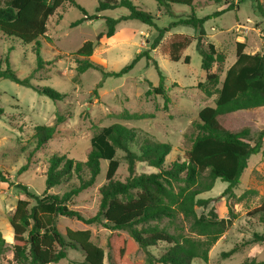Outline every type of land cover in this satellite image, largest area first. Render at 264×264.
<instances>
[{
	"label": "rangeland",
	"instance_id": "1",
	"mask_svg": "<svg viewBox=\"0 0 264 264\" xmlns=\"http://www.w3.org/2000/svg\"><path fill=\"white\" fill-rule=\"evenodd\" d=\"M89 16L96 19H85L84 12L65 4L47 24L46 37L42 43L43 68L38 66L34 44L24 45L6 39L0 34L1 68L10 66L19 78L31 77V83L39 87H50L65 94L62 101H54L40 95L31 88H26L7 79H0V170L8 183H0V231L7 243L13 242V230L9 224L18 200L23 196L17 183L26 185L30 192L41 195L45 190V173L48 160L53 155L65 156L68 159L85 162L91 150V139L102 128L121 124L138 133L148 135L154 141L168 143L172 150L168 155L165 167L173 162L183 163L188 160L193 139L198 131L195 124L199 121V112L214 105L215 96L207 98L196 86L205 81L206 73L202 69V57L196 49L197 33L192 26L179 25L164 34L161 43L150 51L152 43L158 36L155 28L137 20L120 22L116 30L120 32L123 42L115 43L102 38L95 45L91 60L101 65L105 71H120L142 51L149 50L151 57L159 65L165 77L164 85L170 98L168 109L162 96H146L148 82L153 87L159 85V73L153 61L142 58L136 66L121 77H107L96 70L89 69L83 74L77 73L76 51L87 41L96 42L99 33L107 29L106 18L118 19L129 14L125 8L97 12L102 0H76ZM135 5L150 12L156 18L159 28L187 17L191 9L187 6L172 5V16L160 9L155 0H132ZM229 0H195L194 10L199 18L211 16L226 8ZM263 3L264 0H259ZM238 10L225 11L219 16H212L204 24L207 33L206 43H212L219 52L226 56L225 64L213 65L212 72L224 80L226 71L236 60V43L244 42L247 54L262 51L263 18L255 10V0H235ZM160 10V11H159ZM85 19V20H84ZM84 20L80 25L72 24ZM143 32L140 33V31ZM180 33L189 36L190 45L182 52L181 59L174 62L169 58L172 35ZM149 44H146L148 43ZM189 62H185V58ZM9 61V63H7ZM9 64V65H8ZM101 86H98L101 83ZM66 120L57 127L56 137L40 150H35L36 125L53 126L57 113ZM150 115L154 118L127 119L126 115ZM220 124L227 130L237 133L243 129L250 130L252 144L261 140L259 154L251 156L243 172L239 185L227 192L228 183L218 179L214 188L198 198L207 200L205 206L196 207L198 215L208 216L211 211L219 219L231 220L232 224L223 237L209 253L207 263L195 261L193 264H253L264 261V243H251L254 233L264 234L258 217H249L248 213L264 203V107L240 111L219 117ZM120 163L116 179L124 181L128 176V163L125 153L116 155ZM29 162V169L21 175L18 171ZM107 162H102L101 175L91 188L74 197L69 203L71 209H78L88 218L95 216L99 210V188L106 182ZM137 174L158 172L146 163L137 162ZM73 183H77L74 179ZM72 184H64L50 190L52 194L62 195ZM71 185V186H70ZM102 222H105L101 218ZM58 227L66 229H89L93 241L105 251V263H118L117 250L109 247L112 231L103 223L86 224L78 219L58 218ZM129 237L126 231H118ZM236 253L225 258L224 253L234 247ZM164 249L160 245L152 249L158 255ZM12 250L9 249L2 258V264H16ZM135 263L145 264V253L141 250L131 257ZM84 254L80 250L68 249L67 258L57 264H83Z\"/></svg>",
	"mask_w": 264,
	"mask_h": 264
},
{
	"label": "trees",
	"instance_id": "2",
	"mask_svg": "<svg viewBox=\"0 0 264 264\" xmlns=\"http://www.w3.org/2000/svg\"><path fill=\"white\" fill-rule=\"evenodd\" d=\"M160 9L172 16V5L187 6L191 9L187 17L180 18L167 27L159 28L156 18L143 10L132 0H102L97 12L125 8L129 14L118 19L106 18L107 29L96 37V42L87 41L76 51L77 73L83 74L89 69L100 71L104 78L121 77L129 73L144 57L153 61L159 73V85L153 87L148 82L146 96H162L165 109H168L170 98L164 85L159 65L150 55L157 48L164 34L179 25L192 26L196 33V49L202 57V69L206 73L205 81L196 88L210 98L215 96L214 105L203 108L199 121L195 124L198 133L193 139L188 160L183 163L173 162L165 167L172 147L168 143L154 141L148 135L139 136L132 129L121 124L104 127L91 139V150L85 162L68 159L65 156L53 155L48 160L45 173V190L41 195L32 193L23 183H17L23 196L18 200L14 212L9 218L13 230V242L7 243L0 231V264L5 253L11 249L16 264H57L67 258L68 249L80 250L84 254L83 264H104L105 251L92 239L89 229H66L58 227V218H75L86 224L103 223L112 231L109 247L117 250L118 263L141 264L132 261L131 257L141 250L145 253V264H193L195 261L207 263L209 253L223 237L232 224L231 220L219 219L216 212L208 216L198 215L196 207L205 206L207 200L198 198L214 188L220 179L228 183L227 192H231L240 183V178L248 166L251 156L260 153L261 140L252 144L250 130L243 129L233 133L225 129L219 117L240 111L255 110L264 107V21L262 29L263 47L261 52L247 54L244 42L236 43L235 64L226 71L224 80L211 70L214 64H225L226 56L219 52L212 43H206L207 33L204 24L212 16H219L225 11L238 10V3L229 0L226 8L211 16L199 18L194 10L195 0H155ZM245 1V0H241ZM255 10L264 20V2L255 0ZM65 4H71L84 12L85 19L93 20L76 0H0V34L6 39L24 45L34 44L39 68H43L42 43L46 37L49 20ZM84 19V20H85ZM77 21L72 27L80 25ZM126 20H137L157 30L158 36L146 51L139 52L135 58L120 71H105L90 58L95 45L102 38H111L116 33L117 25ZM169 58L174 62L181 59L182 52L190 45V37L184 34H173ZM189 62V58H185ZM9 63V61H7ZM0 79H7L16 84L31 88L40 95L54 101H62L65 94L50 87H39L31 83V77L19 78L15 71L7 66L1 68ZM9 65V64H8ZM102 82L98 86H101ZM3 111L0 109V116ZM127 119L154 118L150 115H126ZM66 120L57 113L53 126L36 125L34 127L36 147L43 148L56 137L57 127ZM264 133H261L260 138ZM125 153L129 176L117 180L116 174L120 163L117 152ZM107 162L106 182L99 188L100 205L95 216L86 218L78 209H71L69 203L83 191L91 188L101 175L102 162ZM137 162H143L158 170L155 173L137 174ZM29 169V162L20 168L18 174ZM76 179L77 183H73ZM0 170V183H8ZM73 185L62 195L52 194L51 189L64 184ZM249 217H258L264 229V203L248 213ZM101 218L105 222H102ZM118 231H126L129 237ZM251 243H264V234L254 233ZM160 245L164 249L158 255L152 253ZM234 247L223 256L228 258L236 253ZM253 264H264V261Z\"/></svg>",
	"mask_w": 264,
	"mask_h": 264
},
{
	"label": "crops",
	"instance_id": "3",
	"mask_svg": "<svg viewBox=\"0 0 264 264\" xmlns=\"http://www.w3.org/2000/svg\"><path fill=\"white\" fill-rule=\"evenodd\" d=\"M159 11H160V10H159ZM141 32H143V30H141L140 33H141ZM174 34H180V33H174ZM124 39H125V37L122 38V37L120 36V32H118L117 30H116V33H115L114 36H112L111 38H106V40L109 41V42H111L112 45L115 44V43L123 42ZM146 44H149V42L146 43Z\"/></svg>",
	"mask_w": 264,
	"mask_h": 264
}]
</instances>
